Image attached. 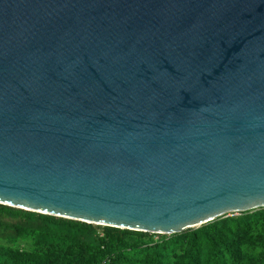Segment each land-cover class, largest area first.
Here are the masks:
<instances>
[{"label": "water", "instance_id": "water-1", "mask_svg": "<svg viewBox=\"0 0 264 264\" xmlns=\"http://www.w3.org/2000/svg\"><path fill=\"white\" fill-rule=\"evenodd\" d=\"M0 204L172 235L264 207V0H0Z\"/></svg>", "mask_w": 264, "mask_h": 264}, {"label": "trees", "instance_id": "trees-1", "mask_svg": "<svg viewBox=\"0 0 264 264\" xmlns=\"http://www.w3.org/2000/svg\"><path fill=\"white\" fill-rule=\"evenodd\" d=\"M0 264H264V207L163 235L0 204Z\"/></svg>", "mask_w": 264, "mask_h": 264}, {"label": "rangeland", "instance_id": "rangeland-1", "mask_svg": "<svg viewBox=\"0 0 264 264\" xmlns=\"http://www.w3.org/2000/svg\"><path fill=\"white\" fill-rule=\"evenodd\" d=\"M155 239H158V237H156Z\"/></svg>", "mask_w": 264, "mask_h": 264}]
</instances>
